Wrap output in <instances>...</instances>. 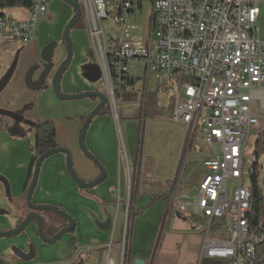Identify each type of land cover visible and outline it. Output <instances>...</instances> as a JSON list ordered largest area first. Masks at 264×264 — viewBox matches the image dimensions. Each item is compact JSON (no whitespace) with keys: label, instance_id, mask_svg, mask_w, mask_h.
Returning <instances> with one entry per match:
<instances>
[{"label":"rangeland","instance_id":"rangeland-1","mask_svg":"<svg viewBox=\"0 0 264 264\" xmlns=\"http://www.w3.org/2000/svg\"><path fill=\"white\" fill-rule=\"evenodd\" d=\"M76 1L81 5L82 17L71 30L73 59L61 80V90L66 95L102 91L106 85L97 42L90 35V12H86L83 1ZM47 8L46 14L37 25L33 41H1L0 82L5 81V86L0 93V127L11 137L18 139L25 136L26 142H18L17 147L22 153L24 150L27 152V149L32 153L30 143L35 140L38 120H53L59 145L72 151L75 171L81 179L89 182L91 178L82 174V170L94 172L95 168L82 160L84 158L79 154L76 155L79 146L78 134L75 136L73 133L71 121L76 119L84 122L83 119L97 106L98 100H60L55 95L52 76L66 57V46L62 41L63 29L73 16L74 10L62 0H47ZM150 8V3L145 2L144 11L136 13L139 36L145 40ZM4 13L15 19H23L28 17L29 11L23 6H15L6 7ZM263 13L264 3L261 4V15L256 24L264 33ZM102 26L109 47L118 30L111 18L103 20ZM156 40L154 34L153 41ZM54 41L58 42V46L48 62L52 72L40 90H31L25 82L26 76L30 69L35 68L33 79L39 77L45 64L41 58L42 46ZM130 74L135 79V85L129 86L127 90L140 97L147 82L149 91L160 90L161 106H168L171 98H178L182 90L183 82L176 84L172 89L161 90L156 77L146 74L141 65L132 66ZM105 94L109 97V107L93 118L85 135L88 150L106 169L105 181L89 191H82L69 177L66 157L61 152L44 159L33 192L35 203L58 207L70 215L76 223L75 230L66 233L53 244H46L40 239L36 221H33L19 235L0 238L17 242L11 248L10 260L7 259L8 255L7 258L0 255V264H104L106 245L112 243L121 255L124 240L127 242L132 264H136L137 260H144L145 264H237L230 259H211L202 255L206 220L193 208L184 209L185 203L194 202L199 177L206 172L204 160L210 147L203 140L201 129L197 130L194 141L192 138L189 140V143L192 140L194 144L193 150L191 151L189 145L187 150H184L189 128L169 117L146 120L140 156L141 190L132 206L135 214L129 218V179L134 177L133 169L140 139L141 122L136 118L139 100L126 102L121 97L116 98L115 94ZM252 107L260 119L252 127L246 141L244 158L247 169L252 164L253 154L257 152L258 140H262L264 134V106L255 100ZM11 143L8 138H2L0 155L9 151ZM261 157L259 182L264 189V153ZM176 176L178 179L173 190L174 194L177 191V195H173L170 203L167 198L158 196L166 193V188L161 186L165 184V180H172ZM249 177L250 175H247L245 178V185L248 187L251 183ZM156 180L161 184L151 188L149 183ZM0 183L6 194L4 184ZM9 184L11 196L7 197L6 194L8 207L5 210L12 219L18 213L21 215L19 220H22L29 212L26 193L18 199L13 194L10 181ZM228 185L231 195L233 181L228 180ZM113 186L119 190V194L117 191L114 195V190H111ZM182 194L185 195L183 199ZM42 213L46 232L49 234L50 226L62 219L59 218L62 215L53 211ZM259 215L264 222V201L260 203ZM108 221L111 222V228L103 230L100 225ZM213 223L209 238L229 240L231 222L221 220ZM151 255L152 259L148 263Z\"/></svg>","mask_w":264,"mask_h":264},{"label":"built area","instance_id":"built-area-1","mask_svg":"<svg viewBox=\"0 0 264 264\" xmlns=\"http://www.w3.org/2000/svg\"><path fill=\"white\" fill-rule=\"evenodd\" d=\"M81 1L90 12V35L97 42L106 77L104 93L114 96L122 90L133 78L134 65L154 75L161 90L188 79L172 118L195 128V133L201 129L210 151L194 202L184 207L191 206L206 220L204 257L245 264L252 258L249 237L264 241V233L245 231L253 210L247 208L245 178L253 172L251 166L245 167L244 158L246 141L259 122L252 104L255 100L264 104V33L256 25L264 0ZM145 2L151 6L146 40L139 36L136 17ZM4 9L0 0V48L3 40L33 41L48 10L47 0H31L28 17L23 19L8 16ZM108 18L118 30L109 47L102 26ZM228 180L233 181L231 195ZM221 220L232 224L230 239L209 238L213 222ZM106 247L104 264H131L126 240L121 255L112 243Z\"/></svg>","mask_w":264,"mask_h":264},{"label":"water","instance_id":"water-1","mask_svg":"<svg viewBox=\"0 0 264 264\" xmlns=\"http://www.w3.org/2000/svg\"><path fill=\"white\" fill-rule=\"evenodd\" d=\"M62 1L72 6L74 10V14L63 29V35H62L63 40L62 41H64L65 46H66V57L57 67L56 71L54 72L52 76V87H53L55 95L60 100H74V99H82V98H95L98 100L97 106L88 114L87 117H85L83 125L81 129L79 130L78 144H79L80 150L84 153V155L97 166V168L100 171V175L96 179L86 182L83 179H81V177L75 171L73 153L69 148L64 147V146H58V147L46 150L42 155L38 157V159L35 162L32 179L26 191L25 198H26L27 207L29 208L28 214L26 215L24 219L20 221L17 227L10 229V230H6V231H0V237L17 236L22 231H24L31 222L36 221L37 230H38L40 239L44 243L53 244L57 242L61 237H63L66 233L72 232L73 229L75 228L74 219L62 209L52 206V205L37 204L33 201V192L38 182L40 168H41L42 162L47 157L55 153H61V152L64 153L66 157L67 172L72 178V180L75 182V184L80 189H92L96 187L97 185L101 184L102 182H104L107 177V172L102 162L88 150L86 146V142H85V135L87 133V130L93 118L97 116L99 113H101L106 108L107 104L110 102L109 97L102 91H86V92L77 93L73 95H66L61 90L62 76L64 72L67 70V68L69 67V65L71 64L72 59H73V41L71 37V30L82 17V8L78 1L76 0H62ZM57 46H58V42L54 41V42H51L50 44H46L43 47L41 58L45 64H44L43 71L40 73L37 79L35 80L33 79L35 68L30 69V71L28 72L25 82L28 88H30L31 90H40L44 86L47 78L52 72L51 70L52 68H50L48 62L50 61L51 56L53 52L55 51V49L57 48ZM4 86H5V81H1L0 82V93L3 90ZM194 134H195V128L193 129V135ZM191 144H192V140L190 141L189 146H191ZM0 182H2L5 186L7 197H10L11 191H10V184H9L8 179L0 175ZM175 197H176V194H175ZM42 211H53L55 213H58L59 215H62L63 217H65L68 220L69 224L66 227L61 228L53 236H48L45 232V220H44V216L41 214ZM0 214H7V211L5 210V208H0ZM100 227L103 230H109L111 228V222L108 221L106 223H102ZM28 258L30 257H24V259H28ZM136 264H143V261L137 260Z\"/></svg>","mask_w":264,"mask_h":264},{"label":"trees","instance_id":"trees-1","mask_svg":"<svg viewBox=\"0 0 264 264\" xmlns=\"http://www.w3.org/2000/svg\"><path fill=\"white\" fill-rule=\"evenodd\" d=\"M31 3V0H1L2 7H15V6H23L25 8H28ZM264 15V13H263ZM188 79H181L180 82H186ZM128 85V86H127ZM124 86L122 90H117L115 92V96L121 97L122 100L126 102L130 101H136L139 100V109H138V116L137 119L140 120L141 126H140V139H139V149H138V155L136 164L134 167V177L132 178L131 182V189H130V204H129V213L128 216L131 218L135 213L132 211V206L137 201V195L140 191V156L142 152V137L145 130V123L147 119H160L164 117H173L175 105H176V98L172 97L168 106H161L160 105V90H153L149 91L147 88V82L143 86V91L141 93L140 97H137L135 93H130L127 89L129 86L135 85V80L128 79V84ZM109 107V103L107 104L106 108ZM105 108V109H106ZM85 118L83 119V121ZM193 130H189L188 136L186 139L184 150H187L189 145V140L196 136V133L193 135ZM258 147L257 152L255 155L256 160L254 161V165H252V175H250V192H251V199L253 203V210L250 214V228L251 232L254 235L259 236L260 234L264 233V222L261 221L260 217V203L264 201V189L262 185L259 182V175H260V169L262 167V163L258 161L259 158H261L262 161V153H264V134L262 140H258ZM60 146L57 140V128L56 124L51 119H42L38 120L36 124L35 129V140L33 143H30V150L33 153L32 157V163H31V171L29 173L28 179H27V186H29V183L32 179L33 175V169L35 166V162L38 159L40 155H42L46 150L52 149L55 147ZM194 144L192 142L191 145V151L193 150ZM185 152V151H184ZM177 176L172 181H166L165 186H170L172 191L171 194L168 195L166 198L169 202L172 201L173 198V192L175 188V184L177 182ZM151 186L156 187L161 184L158 181H154L150 183ZM211 259H218V258H211ZM223 259H230V258H223ZM233 263L235 262L233 259H230ZM153 264V263H152ZM245 264H264V241H260L256 245V255L253 259L247 260Z\"/></svg>","mask_w":264,"mask_h":264},{"label":"crops","instance_id":"crops-1","mask_svg":"<svg viewBox=\"0 0 264 264\" xmlns=\"http://www.w3.org/2000/svg\"><path fill=\"white\" fill-rule=\"evenodd\" d=\"M176 100H177V98H176ZM262 105L264 106V104H262ZM253 112L255 113V111H253ZM255 114H257V113H255ZM84 117L85 116H83V118ZM259 119H260V117H259ZM71 122H72L71 123V125H72V131H73V133L76 136L79 133V130H80L83 122L78 121L76 119L74 121H71ZM4 137L5 138H8L9 140H11L12 143H11V146L9 145V151H7V153L5 155L4 154L3 155H0V174L8 177L9 181L11 182L13 191H14L13 194L18 199H20V198H22V197L25 196V193H26L27 188H28V186H27V179H28L29 173L31 171V163H32L33 154L28 149H27V152L24 150L23 153H22V151H20L19 147H17L20 142H26L24 140L25 139V136H22V137H20L18 139L16 137H11L9 134H7V132L4 129H2L0 127V141ZM57 137H58V135H57ZM19 139H21V140H19ZM15 147H17L18 149L16 150ZM77 148L78 149L76 150V155L79 154L80 157L84 158L82 160L88 162L89 164H92L94 166V168H95L94 169L95 170L94 172H91L88 169L87 170L83 169L82 170V172H83L82 174L87 175V177H89L91 179L94 178V177H96L97 174H98V170L99 169L97 168V166L91 160H89L84 155V153L80 150L79 146ZM0 151H1V149H0ZM19 153H21L22 156ZM73 158H74V154H73ZM133 170H131V172H133ZM69 177H70V175H69ZM201 177L202 176L199 177V181H200ZM172 180L171 179H167V180H165V182L166 181H172ZM131 182H132V180L129 179V195H130V189H131ZM161 186H163L164 188H166L165 189L166 193L163 194V195H161V196L160 195L159 196L157 195V196L158 197L166 198L168 195L171 194V191H172L171 190V187L170 186H165V184L164 185H161ZM198 186H199V182H198ZM152 187L153 186H151V188ZM85 190L86 189H82V191H85ZM89 190H91V189H89ZM111 190H114V195L117 194V191H118V194H119V190L115 186H113L111 188ZM140 190H141V185H140ZM126 194H127V192H126ZM175 194H176V192H175ZM175 194L173 192L174 197H175ZM184 197H185V195L182 196V199ZM7 207H8V203H7V197H6V194H5V190H4L3 185L0 183V208H5L6 209ZM187 208H188V210L189 209H192L191 206L186 207L184 209H187ZM128 211H129V207H128ZM19 217H21V215L18 214V213L16 215H14V219H12L8 214H0V231H6V230H10V229H13V228L17 227L19 225L20 221H21V220H19ZM0 238H3V237H0ZM15 244H17V242H15V241H9V240H5V239H0V255L1 256H6V258H7V255H8L9 257L7 259L10 260V257H12V255H11V252H12L11 248ZM130 259H131V264H132V257H131V255H130ZM151 259H152V255L150 256L148 263H150ZM142 261H143V264H145V261L144 260H142Z\"/></svg>","mask_w":264,"mask_h":264},{"label":"bare ground","instance_id":"bare-ground-1","mask_svg":"<svg viewBox=\"0 0 264 264\" xmlns=\"http://www.w3.org/2000/svg\"><path fill=\"white\" fill-rule=\"evenodd\" d=\"M256 160V156L253 155L252 157V163ZM251 172H252V165H251ZM248 188V198H247V208H253V203L251 199V192L250 188ZM245 231L251 232L250 223H245ZM261 241V237H249V244H251V252H252V258L253 259L256 255V245L258 242Z\"/></svg>","mask_w":264,"mask_h":264},{"label":"flooded vegetation","instance_id":"flooded-vegetation-1","mask_svg":"<svg viewBox=\"0 0 264 264\" xmlns=\"http://www.w3.org/2000/svg\"><path fill=\"white\" fill-rule=\"evenodd\" d=\"M48 44H50V43H48ZM46 45V44H45ZM44 45V46H45ZM43 46V47H44ZM43 69H44V67H43ZM40 74V73H39ZM100 175V171L98 170V174H97V176L96 177H94V178H92V179H90L89 181H92V180H94V179H96L98 176ZM85 191H89V189H86ZM41 214L43 215V213L41 212ZM59 218H62V219H58L57 220V222L55 221V223H57V224H55V223H53V226H50L51 228H49L48 230H49V234H47V232H46V228H45V232H46V234L48 235V236H53L56 232H58L61 228H63V227H66L69 223H68V220L67 219H65V218H63L62 216L61 217H59ZM54 225H56V226H54ZM75 227H76V223H75ZM75 230V228L73 229V231ZM72 231V232H73ZM47 244V243H46Z\"/></svg>","mask_w":264,"mask_h":264}]
</instances>
